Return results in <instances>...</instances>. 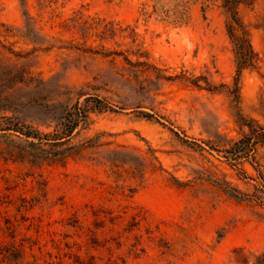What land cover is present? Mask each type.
I'll list each match as a JSON object with an SVG mask.
<instances>
[{
	"label": "rangeland",
	"instance_id": "obj_1",
	"mask_svg": "<svg viewBox=\"0 0 264 264\" xmlns=\"http://www.w3.org/2000/svg\"><path fill=\"white\" fill-rule=\"evenodd\" d=\"M263 129L264 0H0V264H264Z\"/></svg>",
	"mask_w": 264,
	"mask_h": 264
},
{
	"label": "trees",
	"instance_id": "obj_2",
	"mask_svg": "<svg viewBox=\"0 0 264 264\" xmlns=\"http://www.w3.org/2000/svg\"><path fill=\"white\" fill-rule=\"evenodd\" d=\"M235 44L237 46V54L239 55V58L243 59L242 62L237 63V69H238L237 71L239 72L245 66L244 63L247 60V55L251 52L250 51L251 48H250V45H249L247 40H240L239 43H235ZM143 116H145L146 118H149V115L146 113ZM75 126H76L75 123L72 126L68 125L65 129V134L67 136L71 135V133L75 129ZM260 140H261V142L264 143V129H263L262 133L260 134ZM260 260L264 262V252L261 254Z\"/></svg>",
	"mask_w": 264,
	"mask_h": 264
}]
</instances>
